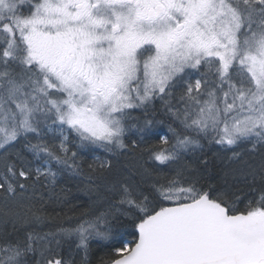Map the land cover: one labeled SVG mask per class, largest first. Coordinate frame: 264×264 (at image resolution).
<instances>
[{
  "label": "snow or ice",
  "instance_id": "obj_1",
  "mask_svg": "<svg viewBox=\"0 0 264 264\" xmlns=\"http://www.w3.org/2000/svg\"><path fill=\"white\" fill-rule=\"evenodd\" d=\"M0 264H264V0H0Z\"/></svg>",
  "mask_w": 264,
  "mask_h": 264
}]
</instances>
